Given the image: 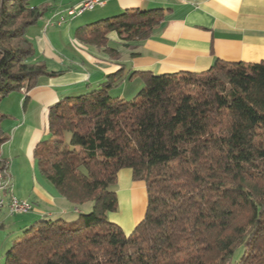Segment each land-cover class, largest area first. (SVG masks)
I'll return each instance as SVG.
<instances>
[{
	"label": "trees",
	"instance_id": "1",
	"mask_svg": "<svg viewBox=\"0 0 264 264\" xmlns=\"http://www.w3.org/2000/svg\"><path fill=\"white\" fill-rule=\"evenodd\" d=\"M46 9L0 0V102L62 73L28 62L34 50L27 31ZM163 17L162 9L126 10L74 37L117 60L106 48L109 33L130 48ZM138 75L144 87L130 100L108 95L128 78L121 68L98 89L50 108L47 138L33 154L37 170L75 209L91 210L77 213L79 228L63 220L33 224L5 264H264V61L215 60L201 73ZM5 118L0 113V148L8 141ZM5 168L0 161L3 177ZM124 169L147 196L128 235L108 220Z\"/></svg>",
	"mask_w": 264,
	"mask_h": 264
},
{
	"label": "crops",
	"instance_id": "2",
	"mask_svg": "<svg viewBox=\"0 0 264 264\" xmlns=\"http://www.w3.org/2000/svg\"><path fill=\"white\" fill-rule=\"evenodd\" d=\"M102 1L101 7L57 26L47 25V22L57 20L59 14L75 7L79 0H31L32 6L45 5L47 9L27 31L26 37L34 50L28 62H42L48 72L62 73L54 77H40L37 86L30 91L14 94L18 98L13 100L17 108L21 103L22 112L19 120L14 119L16 121L6 126L12 134L11 139L0 149V157L7 164L8 174V158L11 155L26 158L30 166H36L37 169L33 154L37 145L47 138L48 114L52 106L67 97L98 89L108 75L121 68L128 78L119 86H123L120 95L114 97L118 100L125 98L126 81L132 82L141 72L154 75L201 73L208 70L215 60L243 63L264 61V0ZM133 9H162L164 17L148 39L134 42L130 48L124 46L116 33H109L106 48L119 54L117 60L101 48L80 44L74 37L75 30L80 27ZM132 53L138 55L130 57ZM133 73L135 75L131 76ZM3 103L1 100L0 113L6 116L2 109ZM10 111L7 112H13ZM45 181L35 180L33 186L34 200L46 208L45 212L39 213L48 217L57 216V220H61L68 215L67 201ZM138 184L132 181L130 170H121L117 175L116 195L124 193L134 196ZM132 205L130 208L133 211ZM73 211L84 212L83 209L75 208ZM3 212L2 215H9L6 209ZM134 216V212L130 211L133 222L128 221L123 231L126 235L142 219Z\"/></svg>",
	"mask_w": 264,
	"mask_h": 264
},
{
	"label": "rangeland",
	"instance_id": "3",
	"mask_svg": "<svg viewBox=\"0 0 264 264\" xmlns=\"http://www.w3.org/2000/svg\"><path fill=\"white\" fill-rule=\"evenodd\" d=\"M35 1V0H32ZM125 98L124 100H130L137 96V94L143 89L144 84L140 77H136L132 82L129 83V80L125 83ZM120 88V89H119ZM122 87H115L108 91V95L112 98L119 97ZM17 92H13L9 94L7 97L2 99V109L3 112L6 113V119L2 121L1 128H2V135L8 139H11V132L6 129V126L10 123H13L14 119L19 120L20 114L22 112L21 103L18 104V108L13 100L16 97ZM18 98V97H16ZM17 101V100H16ZM12 110V113H8L7 111ZM11 112V111H10ZM6 129V130H5ZM7 141V142H8ZM1 149V148H0ZM1 152V151H0ZM17 152V151H16ZM18 154V153H17ZM15 156L11 155L8 158V163L10 165L9 168V177L10 183L12 187H9L6 191V195L11 193L15 198L22 199L25 202H28L32 205V210L25 214H15V215H2L5 208L0 211V221L3 223V227L0 228V264H5V255L12 247L13 243L19 239L23 232L31 227L33 224L41 221V220H57L59 219L57 216L48 217L43 216L39 212H45L46 208L41 205L37 204L34 200V192L33 186L34 181L44 180L43 177L39 174L38 170L32 168L26 158L20 156L16 158ZM15 159V160H14ZM15 161V162H13ZM12 178V179H11ZM46 184L53 188L48 181H45ZM11 189V192H10ZM116 191V187L114 188ZM136 193L134 196L125 195L124 193L117 194L118 200V209L116 213L108 214V220L119 226L123 231L126 230V225L128 221L131 223L133 222V218L130 219V211L134 212V217L141 219L144 215L146 205H147V196L145 188L143 187L142 183L138 184V188L136 189ZM133 202V205L132 203ZM68 206V215L61 218L64 222L67 223L69 228H79L82 226V222L77 221L78 214L74 213V207H71L69 203ZM130 204L133 206L130 208ZM78 209H83L84 212L88 213L91 210V205L87 204L81 207H77ZM131 209V210H130ZM2 212V213H1ZM112 216V217H111ZM112 218V219H110ZM112 220V221H111ZM239 253L237 254V257Z\"/></svg>",
	"mask_w": 264,
	"mask_h": 264
},
{
	"label": "built area",
	"instance_id": "4",
	"mask_svg": "<svg viewBox=\"0 0 264 264\" xmlns=\"http://www.w3.org/2000/svg\"><path fill=\"white\" fill-rule=\"evenodd\" d=\"M103 5L102 0H79L78 4L70 9H67L63 14H59L57 20L47 22V25L55 24L57 26L62 25L68 19H73L80 16L86 11H92L96 7ZM1 163L7 167L0 157ZM11 187L10 177L5 168L4 182H0V211L4 208L7 210L9 215L25 214L32 210V205L28 202L16 199L11 193L5 194L8 188ZM11 192V189H10Z\"/></svg>",
	"mask_w": 264,
	"mask_h": 264
},
{
	"label": "bare ground",
	"instance_id": "5",
	"mask_svg": "<svg viewBox=\"0 0 264 264\" xmlns=\"http://www.w3.org/2000/svg\"><path fill=\"white\" fill-rule=\"evenodd\" d=\"M0 182H4L3 172L0 169Z\"/></svg>",
	"mask_w": 264,
	"mask_h": 264
}]
</instances>
